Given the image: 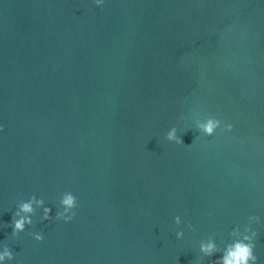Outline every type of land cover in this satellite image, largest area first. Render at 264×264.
<instances>
[{
    "label": "water",
    "instance_id": "1",
    "mask_svg": "<svg viewBox=\"0 0 264 264\" xmlns=\"http://www.w3.org/2000/svg\"><path fill=\"white\" fill-rule=\"evenodd\" d=\"M0 127L4 264H213L253 215L264 264V0H0Z\"/></svg>",
    "mask_w": 264,
    "mask_h": 264
},
{
    "label": "clouds",
    "instance_id": "2",
    "mask_svg": "<svg viewBox=\"0 0 264 264\" xmlns=\"http://www.w3.org/2000/svg\"><path fill=\"white\" fill-rule=\"evenodd\" d=\"M95 2L97 6L102 7L104 0H95ZM181 119H183V117ZM222 126L224 131L231 132L233 130L232 124H225L224 121L212 115H208L203 119H197L196 121V127L199 133H202L207 137L214 136L217 130L221 129ZM0 130H2V127H0ZM177 131L176 127L171 128V130L167 132L165 138L176 144H184L182 136H178ZM77 206V198L72 192L69 191L63 193L60 198V207L62 208V211L56 213L55 219L70 222L76 215L74 210ZM37 208L43 209V220H51L53 218L51 215L52 209L45 206L44 199H38L33 195L29 200L21 201L19 203L12 218V224L14 226L12 235L19 236L20 233L26 230L27 226L33 224L32 217L36 215ZM248 221L249 223L244 226L243 231L237 226L230 233L233 239L231 242L225 244L223 250L218 247L215 238L212 236L208 237L207 240L201 241L199 250L202 255L204 257H211L216 253H222V258L215 260L213 264H257L259 258L254 250L258 233L253 230L251 224L253 222L259 223L260 217L256 215L249 216ZM181 223V217L176 216L175 224L179 226ZM188 228L194 231L191 223L188 224ZM31 235L37 241L42 242L44 240L42 233L33 232ZM176 237L177 239H182L184 237V232L177 231ZM12 259H14L13 251L8 246H5L3 251L0 252V264H4L5 261Z\"/></svg>",
    "mask_w": 264,
    "mask_h": 264
}]
</instances>
